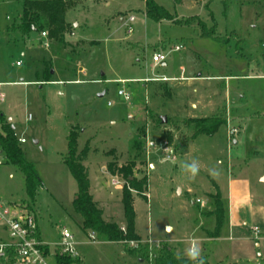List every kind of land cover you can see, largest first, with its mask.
<instances>
[{"label": "rangeland", "instance_id": "rangeland-1", "mask_svg": "<svg viewBox=\"0 0 264 264\" xmlns=\"http://www.w3.org/2000/svg\"><path fill=\"white\" fill-rule=\"evenodd\" d=\"M154 1L179 18L196 15L216 25L227 40L150 19L145 0L82 2L67 12L71 29L63 41L40 31L23 37L9 30L22 0H0V128L12 124L18 137H26L20 145L43 183L31 201L23 172L6 161L0 198L30 207L52 252L68 228L84 264H155L166 246L187 257L192 242L209 264H250L246 257L264 264V0ZM176 45L182 49L172 50ZM155 52L169 53L167 66L154 65ZM163 76L177 80L156 79ZM220 113L224 121L211 135L192 122ZM72 130L106 221L126 226L122 193L130 185L119 168L131 164L143 183L141 192L131 189L138 245L110 242L102 234L92 240L82 229L73 207L78 183L63 161ZM165 141L175 162L165 159ZM194 159L200 171L192 178L181 165ZM113 176L124 184L114 187ZM232 179L235 192L252 195L251 207L233 215L232 230L228 216L219 237L210 239L217 237L216 199L227 204ZM255 227L262 234L256 236ZM51 264H58L55 257Z\"/></svg>", "mask_w": 264, "mask_h": 264}, {"label": "trees", "instance_id": "trees-1", "mask_svg": "<svg viewBox=\"0 0 264 264\" xmlns=\"http://www.w3.org/2000/svg\"><path fill=\"white\" fill-rule=\"evenodd\" d=\"M86 1L101 2L109 0H22L21 12L17 17L18 21H15L9 30L18 31L23 37L30 36L33 31L42 32L47 30L51 38L63 41L66 33L71 29V25L66 19L67 12ZM175 2L179 3L181 0H175ZM145 14L156 21L168 20L175 25L192 27L201 37L212 38L216 41L227 40L218 33L216 25L209 26L204 19L196 15L179 18L154 0H145ZM3 120L4 114L0 112V121L3 122ZM223 121L221 113L212 117L192 120L196 124L198 132L208 135L217 132ZM166 137L167 135H162L161 139ZM67 140L68 152L63 161L78 183L77 198L73 201V207L75 212L82 217V229L95 234H102L110 242L139 241L140 237L135 230L136 213L131 189L141 192L143 183L138 182L134 176L133 166L128 164L119 168V174L130 185V189L125 187L122 193V204L126 220V226L123 229V226L118 223L106 221L103 218V211L90 192L89 173L84 165V157H82V155H85V151L81 153L78 151V133L72 130ZM0 144L7 161L23 172L28 198L35 201L37 191L43 187V183L34 163L26 159L14 125L9 123L1 125ZM216 205L215 213L218 217L215 234L218 236L225 220V207L223 202L218 199H216ZM45 250L49 253L50 246L47 245ZM126 251L135 252L132 249H126ZM54 252L58 264H84L83 259H74L70 255L62 253L60 247H56ZM203 262L209 264L206 260H203ZM155 264H194V262L189 260L188 257H177L173 253V248L166 246L156 257Z\"/></svg>", "mask_w": 264, "mask_h": 264}, {"label": "built area", "instance_id": "built-area-1", "mask_svg": "<svg viewBox=\"0 0 264 264\" xmlns=\"http://www.w3.org/2000/svg\"><path fill=\"white\" fill-rule=\"evenodd\" d=\"M135 21L134 16H130L127 20V24H131ZM128 32H133V27L128 28ZM43 37L48 38L49 34L47 30L41 32ZM49 46L48 39L44 43ZM182 45H176L174 51H180ZM169 53L155 52L153 54V62L155 66H158L167 60ZM21 65V61L16 63ZM161 81L170 80L168 77L163 76L156 78ZM119 95L129 98L127 92L124 89L118 91ZM4 100V94L0 93V101ZM28 119H32V115L28 114ZM1 131V128H0ZM232 132H235L233 130ZM17 135V133H16ZM18 137V136H17ZM20 143H26V137H18ZM171 148L167 141L163 144L164 149ZM166 155H169L165 153ZM171 155L176 158L175 151ZM7 161L6 155L1 149L0 144V169ZM112 184L114 187H118L124 184V180L118 176L112 177ZM196 202H201L199 199ZM202 203V202H201ZM204 204V202L202 203ZM124 229V227H123ZM254 234L256 236L261 234V230L258 227L254 228ZM95 233L90 232L89 237L95 240ZM193 243V242H192ZM191 243V244H192ZM132 246L138 245V241H131ZM49 245L42 239L40 226L37 217L34 215L28 205L4 202L0 198V264H51V259L55 256V252H46L45 247ZM50 246V245H49ZM61 248V252L70 255L74 259H82L81 253L77 248V243L74 234L66 227L61 230V241L56 245Z\"/></svg>", "mask_w": 264, "mask_h": 264}, {"label": "crops", "instance_id": "crops-1", "mask_svg": "<svg viewBox=\"0 0 264 264\" xmlns=\"http://www.w3.org/2000/svg\"><path fill=\"white\" fill-rule=\"evenodd\" d=\"M113 0H109V1H104V2H109L110 4H111V2H112ZM115 1V0H114ZM102 2V1H101ZM167 61V60H166ZM163 62L161 65L163 66V67H165V66H167V62ZM201 74V72L200 73H198L197 75H200ZM193 76H190V77H178V80H183V79H185V78H188V79H190V78H192ZM170 78V77H169ZM172 79H170V80H167V81H176L177 80V77H171ZM204 108V105H203V107H201V111L202 110H205V109H203ZM200 117V116H199ZM235 141H236V139H235ZM234 141V142H235ZM264 177V174L263 175H261L260 176V179L262 180V178ZM234 179H232L231 180V183H230V187H229V195H228V200H227V204H225V203H223L224 204V207L226 208L225 210H226V217H225V220H224V223H225V221H226V218L228 217V216H230V220H229V229L230 230H232V229H234L235 228V225H234V221L232 220V218H233V215H237V211L239 212V210L240 209H243V208H246V207H248V206H250L251 207V204H252V195H250V194H248V193H244L243 195H240V194H238L237 192H235V190H234V185L236 184L235 183V181H233ZM92 185V184H91ZM91 189H92V194H94V195H98V192H96V189H94V186H91ZM221 191H222V189H221ZM188 192H190V190H188ZM222 193H223V191H222ZM223 198H224V194L222 195V200H223ZM223 202V201H222ZM134 208H135V206H134ZM232 221V222H231ZM187 222V224L189 223L188 221H186ZM238 223H240V221L238 222ZM224 225V224H223ZM40 226V225H39ZM189 225H187V227H188ZM197 230V229H196ZM40 231H41V229H40ZM195 231V230H194ZM193 231V232H194ZM261 234H262V232H261ZM219 235H220V233H219ZM219 235L217 236V237H215V238H210V239H216V238H218L219 237ZM41 236H42V233H41ZM231 238V237H230ZM42 239H43V237H42ZM262 239H264V237H262ZM44 240V239H43ZM204 240V239H203ZM257 246L258 247H260L261 246V242H258L257 243ZM82 256V255H81ZM260 256H261V254H260ZM180 257H182V256H180ZM239 259H234V260H232L231 262H236V261H238ZM244 260H246V262H249L250 264H256V263H258L253 257H246V258H244Z\"/></svg>", "mask_w": 264, "mask_h": 264}, {"label": "clouds", "instance_id": "clouds-1", "mask_svg": "<svg viewBox=\"0 0 264 264\" xmlns=\"http://www.w3.org/2000/svg\"><path fill=\"white\" fill-rule=\"evenodd\" d=\"M165 153L169 154L166 155L165 159L171 160L172 162L174 161V157L171 155L173 152V149L166 148L164 149ZM182 170L188 174L192 178H195V176L199 173L200 171V163L198 160H192L191 162H185L181 165ZM210 174H215V169L210 170ZM185 255L188 257L189 260L193 261L194 264H204L203 259L201 257V252L199 247L193 242L186 250H185Z\"/></svg>", "mask_w": 264, "mask_h": 264}, {"label": "water", "instance_id": "water-1", "mask_svg": "<svg viewBox=\"0 0 264 264\" xmlns=\"http://www.w3.org/2000/svg\"><path fill=\"white\" fill-rule=\"evenodd\" d=\"M51 73H54V71L51 70ZM104 95H105V92H102V93L99 94V96H104ZM160 119H161V122L163 124L167 123V117L166 116L163 115V116L160 117ZM35 142L38 143V140H36ZM168 230H171V228L168 227ZM256 264H260V263H256Z\"/></svg>", "mask_w": 264, "mask_h": 264}]
</instances>
